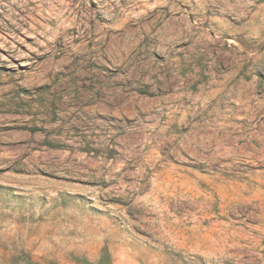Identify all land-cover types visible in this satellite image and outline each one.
Wrapping results in <instances>:
<instances>
[{"label":"rangeland","instance_id":"rangeland-1","mask_svg":"<svg viewBox=\"0 0 264 264\" xmlns=\"http://www.w3.org/2000/svg\"><path fill=\"white\" fill-rule=\"evenodd\" d=\"M0 264H264V0H0Z\"/></svg>","mask_w":264,"mask_h":264}]
</instances>
